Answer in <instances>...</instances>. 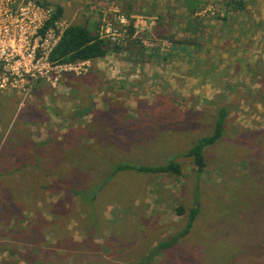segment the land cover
Here are the masks:
<instances>
[{
  "label": "rangeland",
  "instance_id": "obj_1",
  "mask_svg": "<svg viewBox=\"0 0 264 264\" xmlns=\"http://www.w3.org/2000/svg\"><path fill=\"white\" fill-rule=\"evenodd\" d=\"M35 1L122 49L25 99L0 88V264H264V0ZM223 104L196 174L184 153ZM123 160L182 173H113Z\"/></svg>",
  "mask_w": 264,
  "mask_h": 264
},
{
  "label": "built area",
  "instance_id": "obj_2",
  "mask_svg": "<svg viewBox=\"0 0 264 264\" xmlns=\"http://www.w3.org/2000/svg\"><path fill=\"white\" fill-rule=\"evenodd\" d=\"M50 18L49 9L35 0H0V88L15 89L25 99L40 81H51L54 72L76 68L79 61H50L68 26Z\"/></svg>",
  "mask_w": 264,
  "mask_h": 264
},
{
  "label": "trees",
  "instance_id": "obj_3",
  "mask_svg": "<svg viewBox=\"0 0 264 264\" xmlns=\"http://www.w3.org/2000/svg\"><path fill=\"white\" fill-rule=\"evenodd\" d=\"M44 7L49 6L47 2H39ZM243 6V1H237V7L241 8ZM54 12L51 15L50 22L56 20L62 16V7L60 5H55ZM49 22V23H50ZM48 23V24H49ZM171 43L176 44H189L192 45L194 41L186 38H177L175 35H163ZM136 43V41H134ZM119 51L122 49L120 45L110 46L109 42L104 38L100 37L94 30L90 29L86 23L77 24L73 23L68 25L62 32L60 39L57 44L53 47L49 59L52 62L58 63H70L78 62L92 59L103 58L111 50ZM142 54L143 52L140 51ZM179 102H183L178 100ZM230 111L228 104H223L219 107L213 128L211 132L196 140L191 147L184 153V156L190 157L192 164L194 166V171L196 174L202 173L206 161L203 154V150L207 146L215 144L219 139H221L224 124L227 119L228 113ZM113 168V173L118 171L127 170L135 172H146V173H171V174H181L180 163L175 160H169L163 164L159 165H148V164H137L130 161H119L111 164ZM74 193H76L74 191ZM178 214H184L185 210L183 207H178ZM199 212V203L197 201L189 207L187 212V219L183 229L171 235L164 241L158 243V248L162 249L167 246L172 245L180 237L185 236L192 227L194 220ZM149 259V258H148ZM148 259L140 261L138 264H146Z\"/></svg>",
  "mask_w": 264,
  "mask_h": 264
}]
</instances>
